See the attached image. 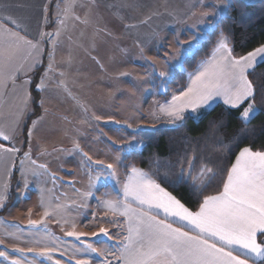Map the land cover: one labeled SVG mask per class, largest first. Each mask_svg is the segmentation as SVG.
Instances as JSON below:
<instances>
[{
	"label": "crops",
	"instance_id": "obj_1",
	"mask_svg": "<svg viewBox=\"0 0 264 264\" xmlns=\"http://www.w3.org/2000/svg\"><path fill=\"white\" fill-rule=\"evenodd\" d=\"M52 1L0 0V8H3V15H11L13 18L21 21L23 24L22 34H24V30L26 29L29 39L39 41L40 51H33L32 56L25 63L24 69L16 74L14 82L9 80L6 87L0 88V126H4L5 130L9 131L12 137L11 141L0 142L4 143L6 147L14 146L19 149L15 154H0V193L5 197L3 204L8 197L10 176L15 162L18 155L22 154L19 162L15 200L8 210L0 215L6 216L11 208H16L15 219L11 220L13 223H10L12 225L16 224V233L19 234L23 230L30 231L29 213L30 211L33 212L34 231L41 233V239L39 238V240L36 239L34 241L36 246H34L33 253L36 255L40 253L44 245H48L49 247L55 246L57 249L53 252L52 260L47 261V257L36 256L41 260L38 261L39 264H55L61 254V250L58 251V247H60L58 244L61 243H65L63 252L66 256L72 259L74 257L79 258V260L87 258L85 253L73 249L76 236L67 235L68 232L74 231L71 228L72 220L70 219L69 222L66 216L68 208L70 210L69 215L72 216L73 153L75 151L83 157L81 153L88 154L91 149L83 138L73 140L72 138L67 139L66 137H62L61 139H57L56 135L58 134V129L81 130V134L83 135V128L85 129V126L89 124V118L86 113L91 103L87 100L88 97L86 95L85 101L82 100L85 103L84 107L82 105L69 109L66 102H64V98L62 99L64 90L74 91L76 94L80 92L77 86L80 83L77 80L81 74L85 75V79L87 77L97 78V83L98 81H104L103 76L106 73V66L109 67L111 64L109 60L118 58L116 60L120 62L118 65L132 67L135 76L137 75V68L143 64L145 59H165L166 55L164 53L161 54V50L167 49L169 52L170 49H174L181 42L189 46V43L191 44L193 41L189 40L188 35H199L202 32L207 33L198 42L199 44L202 43L212 31V29L208 28V24L212 21L213 13L226 8L224 16L228 15L232 3V0H202V3L200 0H74V7L67 15V18H65V0H57L53 7L52 25L47 28L49 23V8ZM247 1L256 2L259 0ZM61 20L64 21L63 25L60 24ZM219 21L216 22L215 27ZM57 32H59L58 36L56 35ZM41 33L45 34L43 38H41ZM47 34H52L51 38ZM179 36L182 37V40H180ZM212 52L210 56L200 61L194 72L189 73L187 84L184 87H174L168 98H161L157 92L152 93L151 91L149 100H146L144 107L146 123L148 125L152 124L148 127L153 128L167 123L176 124L181 121L171 120L161 111V106L171 102L173 95H179L181 91L187 89L191 83L190 74H195L198 70H201L202 64L210 60ZM82 58L85 59V62H88L86 67L81 64L83 63ZM34 61L38 62L35 63L34 67L29 68L28 64ZM45 61V68L38 83V85H41L43 81V90H40L41 114L32 121L30 126L38 142V154L33 160L35 163L32 161V164L34 168L40 170V165H43L45 161L49 162L48 174L54 186L59 183L60 197L58 199L55 195H51L50 192H46L47 188L41 186L42 183L40 182L38 185L34 183V196L32 197V202H30V198L26 199V195H24L22 179L23 164L21 162L25 160L24 153L28 149V146L26 147L25 144L24 125L32 112L31 86L33 75ZM263 61L258 60L254 67ZM50 64L51 69L49 70ZM82 67L84 68L82 69ZM252 69H249V72ZM117 72H119L117 78H121L120 80L124 81V89L126 91L118 93L115 111L107 114L104 108L100 109L98 107L96 109L90 107V109L97 115L99 121L113 122L112 124L117 129L124 131L116 123L130 127L127 124H131V113L136 112V99L138 96L136 82L131 83L130 74L120 73L121 71L114 70L113 68L108 74ZM25 81L29 83L25 84ZM102 85L105 86V82L104 84L102 82ZM93 87L96 86L93 85ZM26 94L27 103L25 104ZM81 97L84 98L83 96ZM126 98L128 101H126ZM219 103L224 104L222 99L217 98L210 105L200 106L195 111L186 109L182 115L184 117L185 114L191 113L199 117L205 110ZM246 103L248 102H244L240 107H247ZM45 114H48L49 119L52 121L50 120L47 124H41L40 128L42 131L40 134H37L36 126L39 124L37 122ZM160 115L159 120L157 118ZM73 118L75 122H73ZM34 122L36 123L34 124ZM76 122H80L81 128L75 126ZM13 128L14 131H12ZM83 136H86V133ZM42 139H47V141L44 140L42 143ZM16 141H20L21 148L15 145ZM124 141V138L121 140L116 139L111 144L112 156H99L91 151L92 156L96 160L103 162V165L113 164L116 172L114 177L100 175V177L108 179L106 185H102L98 191L100 200L106 198L105 193L109 194L107 198L117 199L118 193L122 192L123 184L127 182L131 169L133 167L139 169L132 162L126 161V155L121 156L119 161L116 160V157L119 156L117 155V150L120 147H124ZM77 145H79L78 151L75 150ZM40 187L43 188L44 196L46 194L45 197H41L43 191ZM41 199L44 201L43 207L41 206ZM46 208L49 212L47 217L44 216ZM62 209L65 211L64 218L60 213ZM160 218H163L162 213ZM124 219V217L114 215L112 212L98 206L94 220L87 222L89 228L87 229L86 238H83L82 241L80 240V243H82L80 247L86 246V242L89 244V241H94V239L90 240V237L91 235L93 236V233L99 232L100 227L108 228L111 239L107 240L103 236L96 237L97 252L91 254L92 263L95 259V263L93 264H100L104 259V256L98 255L101 250L111 248L114 253L115 247L113 246L122 244L123 236L126 235ZM109 221H118L119 224L109 223ZM67 225H70L69 229L64 227ZM51 226L53 231L51 230ZM58 226L61 229H58ZM1 227L2 224L0 222V241L3 242L0 244V251H4L6 249L5 242H9L11 234L14 232L9 231V233H6ZM16 241L18 249L25 247L23 246L25 239L22 240L17 237ZM37 241L40 243H37ZM29 251L31 250L29 249ZM105 255L112 264H116L118 253L113 255L106 252Z\"/></svg>",
	"mask_w": 264,
	"mask_h": 264
},
{
	"label": "snow or ice",
	"instance_id": "obj_2",
	"mask_svg": "<svg viewBox=\"0 0 264 264\" xmlns=\"http://www.w3.org/2000/svg\"><path fill=\"white\" fill-rule=\"evenodd\" d=\"M73 7L74 0H65V18ZM225 14L226 8L215 11L208 28L214 32L216 22ZM63 23L61 20L60 24ZM22 29L21 21L11 15H3V8H0V88L6 87L9 80L14 82L16 74L24 69L33 51H40L39 41L29 39L26 29L24 34ZM206 34L202 32L194 37L193 46ZM40 35L41 38L45 36L44 33ZM47 35L49 38L52 36ZM229 43L230 38L221 32L210 60L202 64L201 70L190 74L191 83L187 89L179 95H173L171 102L161 106V111L166 116L173 121L182 120V113L186 109L195 111L220 98L233 109L247 101V107L240 113V118L245 123L250 122L257 109L249 69L254 68L258 60H264V44L245 55L236 56ZM37 62L28 64V67H34ZM159 75L163 77L165 73L161 72ZM27 83L29 82L25 81ZM42 83L37 86L40 90H43ZM24 103H27V94ZM31 134L32 130L29 129V140ZM11 138L9 131L0 126V141H11ZM133 147L131 143L128 145L129 149ZM75 150H79V145ZM18 151L16 147H6L0 142V154H15ZM81 155L90 162L91 158L86 153ZM24 156L30 159L29 152H25ZM116 159L119 161L121 158L117 156ZM193 162L188 161L187 174L181 169L176 183L189 186V193L198 205L195 210L162 187L151 175L135 167L131 169L117 199L107 198L109 194L105 193L106 198L100 200L99 204L114 215L125 218L126 235L123 236L122 244L113 246L114 253L111 248L98 253L104 256L100 264H112L107 259L106 252L113 255L118 253L116 264H264V151L242 148L236 155L235 162L227 169L222 189L212 195H206L205 191L215 179L216 173L205 167L198 177H193ZM97 168L99 171L96 177L89 174L90 190L93 179L101 174L112 177L116 175L113 164L105 166L99 163ZM90 194V191L84 193L85 196ZM4 199V195L0 193V207L3 206ZM41 206H44L43 199ZM161 213L163 218H160ZM48 215L46 208L44 216ZM29 223L35 226L34 221ZM109 223L119 224L118 221ZM72 227L75 228V224ZM67 235L80 238L74 232H68ZM93 236L111 239L109 230L105 227H100L99 232L93 233ZM56 250L55 246L44 245L39 255L52 260ZM83 252L87 258L77 260L76 264H92L91 253H96L97 250L89 243ZM0 257L9 259L6 251H0ZM10 264H20V261L12 259ZM55 264L60 262L56 261Z\"/></svg>",
	"mask_w": 264,
	"mask_h": 264
},
{
	"label": "trees",
	"instance_id": "obj_3",
	"mask_svg": "<svg viewBox=\"0 0 264 264\" xmlns=\"http://www.w3.org/2000/svg\"><path fill=\"white\" fill-rule=\"evenodd\" d=\"M56 1L51 2L47 28L52 25ZM221 32L230 38L229 44L236 56L245 55L264 44V0H232L230 13L218 22L214 32L212 30L191 55L184 58L185 70L176 71L172 81L174 87L178 84L184 86L188 73L196 70L200 61L210 56ZM45 64L46 61L32 79V112L24 125L26 147L29 144L28 131L32 121L41 114V91L37 86ZM249 73L255 88L254 103L257 107V113L250 122L245 123L240 118L244 107L233 109L219 103L205 110L199 117L187 113L177 124L136 130L123 126L128 134L143 141L141 149H132L126 154V161L151 175L186 206L195 210L198 205L189 193V186L176 183L181 169L187 174L189 160L194 161L193 177H198L205 167L216 173L215 179L205 191L206 195H212L222 189L227 169L234 163L242 148L264 151V61ZM169 95L167 93L164 97ZM21 157L20 153L10 176L8 197L0 207V214H4L15 200Z\"/></svg>",
	"mask_w": 264,
	"mask_h": 264
},
{
	"label": "rangeland",
	"instance_id": "obj_4",
	"mask_svg": "<svg viewBox=\"0 0 264 264\" xmlns=\"http://www.w3.org/2000/svg\"><path fill=\"white\" fill-rule=\"evenodd\" d=\"M198 35H188V38L190 41L194 40V37ZM180 40H182V37H180ZM199 43H195L193 46V42L189 46L182 44L176 45L174 49H170L168 52L166 50H161V54L164 53L166 55L165 59H151L147 58L145 61H143V64L140 65L137 68V75L134 76L133 69L132 67L127 66H119L118 61L116 59L109 60L111 64L109 67L106 66V73L104 77V81H98L97 83V78H92V77H87L85 79V75L81 74L80 78L77 80L79 85L80 92H71V91H66L64 90V93L62 95V99L64 98V102H66V105L68 106L67 108L71 107H79L82 106L84 107V102L85 97L87 95V100L91 103L89 104V110L86 113L88 118H89V124L88 126H85V129L83 128V135L86 133V136H83L81 134V130H59L58 129V134L56 135L57 139H61L62 137L72 138L74 139H80L83 138L87 144H89L91 151L99 156L105 155V156H112V143L116 141V139L121 140L124 138V147L119 148L117 150V155L120 157L123 155H126L130 150L132 149H141L143 146V141L138 139L137 137L127 134V132H124V128H122L124 125L116 123L120 128H122L124 131L117 129L112 123L113 122H101L97 119V115L93 112L91 108H96L98 107L104 108L105 112L107 114L113 113L115 111V106L117 105V100H118V93H124L126 89H124L125 83L124 81H121V78H117V73H110L111 69L113 68L114 70L121 71L120 73L123 74H130L131 75V83L136 82V89H137V99H136V112L131 113V124H127L130 127H127L129 129H139V128H150L148 127L149 124L146 123V117L144 114V107H145V102L146 100H149V95L152 91L157 92L161 98H168L171 95V91L174 89V86L172 85V81L175 78V73L176 71L180 70L183 71L185 70V65H184V58L187 55H191L194 50L200 46ZM182 53H184L182 55ZM139 55V52H138ZM81 64H83L84 67H86L88 62H85V59L82 58ZM82 67V69L84 68ZM139 71V72H138ZM195 71V70H194ZM193 71V72H194ZM164 72L165 76L161 77L159 73ZM191 73V72H189ZM188 73V75H189ZM123 76V75H122ZM188 81V77H187ZM102 82L105 86L102 85ZM187 84V82H186ZM185 84V85H186ZM96 86V87H93ZM184 85V86H185ZM182 85H177V87H184ZM66 92V94H65ZM73 93V94H72ZM104 93V95H103ZM169 93L170 95L168 97H164L165 94ZM73 95V97H71ZM107 95V96H105ZM83 96L84 98H82ZM83 100V101H82ZM126 101L128 99L126 98ZM83 102V103H82ZM127 105V103H126ZM85 111V110H84ZM79 112V111H78ZM63 117V116H62ZM160 116H158L157 119L160 120ZM51 119H49V115L45 114L43 118L38 120L39 124L36 126V132L37 134H40L42 129L41 124H47L49 123ZM119 120V119H118ZM183 120V119H182ZM181 120V121H182ZM52 121V120H51ZM179 121V122H181ZM73 122H75V119L73 118ZM93 122V123H92ZM178 122V123H179ZM80 122H76L75 126L80 127ZM157 123V122H156ZM169 124V123H167ZM177 124V123H176ZM65 125V124H64ZM165 125V124H163ZM160 126V125H158ZM155 126V127H158ZM153 127V128H155ZM48 132V131H47ZM63 136H62V134ZM47 141V139H42V143ZM64 140V139H63ZM133 144L134 147L129 149L128 145ZM16 146L20 145V141L15 142ZM88 146V147H89ZM91 151L87 154V157H90L91 160L90 162L85 159L84 157H81L79 154H77L75 151L73 153V166H74V175H73V181H72V191H71V204H72V216L69 215V208L67 209V220L69 221L70 219L72 220V224H75V228H72L74 233L80 236L79 239H77V236L75 237L74 243H73V249L78 250L79 252H83V249L85 246L80 247V243L83 238H86L87 235V229L89 228L87 225L88 221H93L94 217H92L93 213L96 214V210L99 204V193L98 191L102 187V185H106L107 183V178H102L98 177L93 179V187L91 190L89 189V174L93 177H96L97 171L99 169L97 168V165L99 163H103L101 161L96 160L94 156H92ZM27 152L30 153V159L25 158L23 161V167H22V179H23V190H24V195H26V199L30 198V202H32V197L34 196V183L35 184H40L42 183L41 186H45L46 192H50V194L55 195L56 198L59 199V183L57 185H53L52 180L48 174L49 170V162L45 161L43 164L45 167L39 169H36L33 167L32 161L35 159L36 155L38 154V142L35 138V135L32 133L30 140H29V145ZM22 158V157H21ZM20 158V160H21ZM19 160V162H20ZM117 160V159H116ZM91 164V167L89 166ZM46 184V185H45ZM41 188V187H40ZM42 189L41 197L44 196V190ZM91 192L90 195L85 196L84 193ZM57 199V200H58ZM69 201V197H68ZM4 205V204H3ZM15 207V206H14ZM15 210L16 208H11L10 212L6 216L0 215V222L2 224V229H4V232H14L11 234V237L9 239V242H5L6 251L8 253V260H5L4 258L0 257V264H10V261L12 259H18L20 261V264H39L38 261H41L39 258L36 256H40L39 253L36 255L33 253L34 246H36V243L34 241L39 238L41 239V233L38 232L36 233L34 231L33 226L30 225V231H25L23 230L21 233H16V224L12 225L15 217ZM61 215L64 218L65 211L62 209L60 211ZM11 218V219H10ZM29 219L30 221H33V212L30 211L29 213ZM10 220V221H9ZM11 222V223H10ZM70 222V221H69ZM65 228H70V225L64 226ZM63 227V229H64ZM58 229H61L60 226H58ZM52 230V226H51ZM53 231V230H52ZM82 234V235H80ZM19 235V236H18ZM17 237L21 238L22 240L25 239V243H23V246L21 248H17ZM35 237V238H34ZM94 241H89L88 243H91L93 248L96 249V236L90 237V240ZM81 240V241H80ZM60 247H58V251L61 250V254L59 255V258L57 261L60 262V264H76V261L79 260V258H70L64 254V249H65V243L58 244ZM62 245V247H61ZM87 245V242H86ZM3 248V247H1ZM29 249L31 251H29ZM84 253V252H83ZM94 254V253H91ZM35 256V257H34ZM42 259V258H41ZM76 259V261H75ZM48 261V259H47ZM93 263H95V259L93 260ZM92 263V264H93Z\"/></svg>",
	"mask_w": 264,
	"mask_h": 264
}]
</instances>
